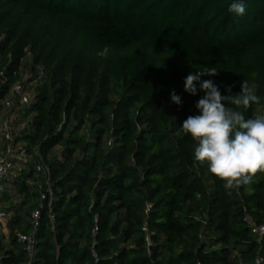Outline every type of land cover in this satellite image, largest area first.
<instances>
[{"label":"trees","instance_id":"1","mask_svg":"<svg viewBox=\"0 0 264 264\" xmlns=\"http://www.w3.org/2000/svg\"><path fill=\"white\" fill-rule=\"evenodd\" d=\"M231 2L0 0L4 154L2 125L15 113L6 102L17 98L19 82L33 94L15 118L24 122L14 131L22 157L0 197L13 192L21 200L0 209L9 228L0 229V264H255L264 257V235L244 219L247 209L264 224V173L226 189L195 161L197 142L180 129L200 114L195 105L205 95L199 84L196 95L185 92L184 80L205 67L219 71L201 79L222 95L229 85L239 94L246 79L260 103L240 111L264 114V0H245L242 17L228 12ZM42 162L53 200L41 210L30 256L18 233L31 231L48 187Z\"/></svg>","mask_w":264,"mask_h":264},{"label":"clouds","instance_id":"2","mask_svg":"<svg viewBox=\"0 0 264 264\" xmlns=\"http://www.w3.org/2000/svg\"><path fill=\"white\" fill-rule=\"evenodd\" d=\"M245 0H232L228 12L235 16L245 15ZM216 67H205L202 71L189 73L184 80V91L205 95L195 107L199 115H190L184 120L181 131L197 142L194 159L206 163L208 171L224 181V187L231 189L250 183L257 172L264 173V114L254 113L245 118L240 109L247 110L260 103V97L244 79L239 94L232 93V86H226L228 95H222L212 80L203 76H216ZM171 101L180 105L181 97L173 90Z\"/></svg>","mask_w":264,"mask_h":264},{"label":"built area","instance_id":"3","mask_svg":"<svg viewBox=\"0 0 264 264\" xmlns=\"http://www.w3.org/2000/svg\"><path fill=\"white\" fill-rule=\"evenodd\" d=\"M14 93L17 98L7 100L6 105L14 109L15 112L21 111L24 107L28 106L31 102V94L24 90V83H17L14 86ZM15 113L10 116V119H7L3 124V131L6 140V153L0 157V196L6 189V179L9 176L11 170L15 167L14 158L16 148L14 146V128L12 126L13 120H15ZM38 171H40L47 179L48 187L46 191L42 193L40 206L32 212V228L29 233L20 232L18 233L19 240L26 243V249L29 252L30 256L34 254V248L37 241V233L40 226L41 219V210L45 206L46 202H49V205L53 200V190L50 186V168L47 167L43 162L38 165ZM151 205H148L147 212L150 210ZM6 219L5 213L0 211V221L3 222ZM51 219L54 220V216H51ZM244 219L252 232L258 237L264 235V224H258L251 213L245 209ZM143 230L147 233L146 241L148 246V252H151L152 240L149 235V229L147 223L144 224ZM96 255V253H94ZM255 264H264V257L261 254H258L255 260Z\"/></svg>","mask_w":264,"mask_h":264},{"label":"crops","instance_id":"4","mask_svg":"<svg viewBox=\"0 0 264 264\" xmlns=\"http://www.w3.org/2000/svg\"><path fill=\"white\" fill-rule=\"evenodd\" d=\"M17 157H22V155L18 154ZM16 167L21 169L23 167V165L19 163L16 165ZM12 174L13 175L17 174V170L15 172H13ZM8 179H10V177H8ZM6 185H8V183H6ZM19 200H21V198H19L18 196H14L10 200H4V201L2 200V197H0V209H4L8 206H12L13 204H16ZM0 224H1L0 229L5 231L6 233H9L7 218L3 222L0 221Z\"/></svg>","mask_w":264,"mask_h":264},{"label":"rangeland","instance_id":"5","mask_svg":"<svg viewBox=\"0 0 264 264\" xmlns=\"http://www.w3.org/2000/svg\"><path fill=\"white\" fill-rule=\"evenodd\" d=\"M32 94V93H31ZM33 95V94H32ZM17 112H15V116H13V117H15L16 118V116H17ZM9 119V118H8ZM23 121L20 123V121L19 122H16V120H13V122H12V126H13V128H14V131L15 132H20L21 131V129L24 127V125H23ZM3 126V125H2ZM2 128H1V124H0V139L2 138ZM55 151H56V153H60V151H61V148L60 147H57L56 149H55ZM4 154V150H3V141H0V157L2 156ZM19 154V153H18ZM17 154V152H15V155H18ZM16 170H14L13 172H15ZM12 172V173H13ZM12 173L9 175V177L10 178H13L12 176ZM42 182H44L42 179H39V182H38V184H40V183H42ZM12 194H13V196H16L15 195V193H13L12 192Z\"/></svg>","mask_w":264,"mask_h":264}]
</instances>
